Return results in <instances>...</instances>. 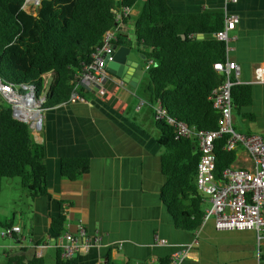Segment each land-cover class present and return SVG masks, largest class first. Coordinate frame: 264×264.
Instances as JSON below:
<instances>
[{
	"label": "trees",
	"instance_id": "trees-1",
	"mask_svg": "<svg viewBox=\"0 0 264 264\" xmlns=\"http://www.w3.org/2000/svg\"><path fill=\"white\" fill-rule=\"evenodd\" d=\"M136 0H38L34 12L22 8L23 0H0V78L15 86L31 82L40 91L42 76L47 77L43 106L66 99L70 80L90 60L94 46L103 31L113 24V8L130 6ZM223 12L220 7L199 10H172L166 0H141L132 22L127 25L135 46L145 58L144 96L156 129V140L162 146L159 167L164 181L158 196L171 215L176 228L192 232L201 222L204 200L194 184L195 163L199 149L192 137H175L174 128L164 118H154L151 104L158 101L165 114L194 125L197 129L216 127L218 110L207 95L219 84L223 74L213 68L214 61L224 59L223 41L215 31L220 29ZM126 28L116 34L113 44L126 43ZM201 33V37L196 34ZM183 34V37H181ZM147 59L151 62L147 63ZM143 75V76H144ZM88 97L87 93H82ZM232 111L247 120L254 114L241 110L251 104V86L237 82L230 86ZM250 133V132H245ZM225 135L213 140L214 178H220L224 167L235 160L236 149L223 148ZM89 169V158L65 155L58 160L61 178L74 180ZM18 176L29 198L47 194L43 146L33 139L27 124L14 118L9 105L0 98V183L5 177ZM58 211L49 217V232L58 235L65 222L64 205L57 201ZM12 224L10 217L0 226ZM50 264H76L75 255L60 256L55 248ZM4 264H45L41 256L23 257L5 253ZM264 259V253H258ZM103 264L117 263L105 257ZM154 264H171L170 256L160 255Z\"/></svg>",
	"mask_w": 264,
	"mask_h": 264
},
{
	"label": "crops",
	"instance_id": "crops-1",
	"mask_svg": "<svg viewBox=\"0 0 264 264\" xmlns=\"http://www.w3.org/2000/svg\"><path fill=\"white\" fill-rule=\"evenodd\" d=\"M221 2L183 0L175 3L166 0L167 5L176 11L220 7ZM133 7L125 22L127 42L122 44L139 51L127 29L137 13ZM227 9L238 16L235 26L228 32L233 37L228 55L239 64L240 80L250 83L252 102L264 95V82L249 81L253 66H264V4L237 6L234 10L227 5ZM140 62L142 71L133 86L127 84V77L122 76L125 81L121 86L106 81V91L100 97L88 95L84 102L43 107L42 127L32 133V137L43 146L48 193L32 199L27 195L26 220H21V213L19 218L9 216L12 223L20 226V231L12 237L0 239V245H5L0 246V264L5 263V253L41 256L45 264H50L56 251L51 242L64 231L76 233L78 224L84 227L86 238H97L99 244L77 249L76 264H103L107 255L117 263L154 264L158 256H170L178 245L189 240L192 232L173 225L171 215L158 196V189L164 181L159 167L162 149L156 140V129L147 103L136 93L144 75L145 58H140ZM237 152L241 155L240 165H246L240 149ZM65 155L87 156L88 171L74 180L61 178L58 160ZM59 199L71 203L63 207V231L53 235L49 232L48 222L49 217L58 211ZM6 212L0 207V216H5ZM202 231H250L252 234L245 241L254 240L250 229L217 230L211 219L201 225L198 235ZM156 238H163L166 243H155ZM200 242L199 238L179 264L254 262L250 251L237 258L230 257L226 251L217 259L216 249L202 248ZM231 245L229 247H238ZM260 264H264V259Z\"/></svg>",
	"mask_w": 264,
	"mask_h": 264
},
{
	"label": "built area",
	"instance_id": "built-area-1",
	"mask_svg": "<svg viewBox=\"0 0 264 264\" xmlns=\"http://www.w3.org/2000/svg\"><path fill=\"white\" fill-rule=\"evenodd\" d=\"M26 1L29 0H23V9H25L23 4ZM235 1L222 0L220 6L223 12L222 26L214 33L215 37L222 40L224 44V59L212 63L213 68L221 72L224 77L219 84L210 89L207 95L212 106L219 112L216 127L210 130L197 129L194 125L165 114L164 108L158 101L151 104L154 118L162 117L171 124L175 137H192L200 152L195 163L194 184L206 205L203 207L200 225L192 231L189 240L178 245L170 254L171 264H179L197 243L199 229L208 219L212 220L213 227L217 230H252L256 258L250 264H260L258 247L264 243V135L240 132L232 124L230 86L241 82L239 64L228 55L231 48L230 41L233 39L228 32L235 26L238 16L235 12L228 10L227 5ZM32 2L33 7L25 9L30 13L34 12L38 0H32ZM133 5L112 9L113 24L103 31L100 43L94 46L90 53V60L84 63L70 80L71 89L67 98L58 104L86 101L88 97L79 93L78 90L100 97L106 91L105 82L108 80L119 86L124 84L121 77L115 78L105 69L104 63L111 59L113 41L116 34L125 28V22L129 18ZM149 62L151 59H147V63ZM249 81L264 82L263 65L253 66ZM47 83V80H42L40 91L37 92L34 83L21 82L11 86L0 78V98L9 105L10 113L14 118L27 124L31 134L38 132L42 127V109ZM222 134L225 135L223 148L236 149V151L240 149L243 154L242 159L247 161V164L237 165L233 161L222 169L220 178L216 179L212 172L214 168L213 140ZM19 231L20 226L16 223L0 226L1 237H12ZM84 232V227L78 224L76 233L64 231L51 244L59 248L62 257H68L79 248L86 249L90 245L99 244L97 238H86ZM155 243L166 242L163 238H156Z\"/></svg>",
	"mask_w": 264,
	"mask_h": 264
},
{
	"label": "rangeland",
	"instance_id": "rangeland-1",
	"mask_svg": "<svg viewBox=\"0 0 264 264\" xmlns=\"http://www.w3.org/2000/svg\"><path fill=\"white\" fill-rule=\"evenodd\" d=\"M183 0H174L175 3H180ZM34 4L32 0L26 1L23 4L25 9H31ZM141 4V0H136L134 3L133 9H138ZM255 4H264V0H236L233 3H229V9L234 10L237 6H251ZM172 7V5L169 3ZM173 8V7H172ZM211 8H216L211 7ZM234 8V9H233ZM237 14V13H236ZM130 34V31H128ZM131 37V35H129ZM42 80H47V78H42ZM146 82L145 75L140 80L136 87V93H138L140 98L144 96V83ZM2 100V99H1ZM241 110L250 111L254 114L253 120H247L243 118L239 113H235L232 111V124L233 127L241 132L249 131L251 133H259L264 135V95L262 98L252 101L251 104L247 107H244ZM161 149L162 146H161ZM240 153L236 151L234 163L240 165ZM2 186L0 187V207L4 211L6 210L5 216H0L2 220L4 217H9L11 214L14 215L15 218H19V213H21V220H26L25 214V202L27 201V192L24 187L21 186L20 180L18 176L13 177H5L2 178ZM6 180V183H3ZM209 224V223H208ZM250 231H218L216 233H207L202 231L197 239L200 238V246L202 248L207 249L208 247H214L216 249V258L220 259L221 255L223 256L226 251L231 254L230 257L237 258L242 253L246 251H250L254 260L256 258V245L254 240L250 243L245 241L246 237L251 235ZM0 239H6V237H1ZM231 244H236L238 247L232 248ZM249 244H251L249 246ZM251 247V248H246ZM259 253L264 250V243L259 245ZM204 253V250H203ZM202 253V255H203ZM253 260V261H254ZM4 264V263H3Z\"/></svg>",
	"mask_w": 264,
	"mask_h": 264
},
{
	"label": "water",
	"instance_id": "water-1",
	"mask_svg": "<svg viewBox=\"0 0 264 264\" xmlns=\"http://www.w3.org/2000/svg\"><path fill=\"white\" fill-rule=\"evenodd\" d=\"M196 36L201 37L202 34L197 33ZM181 37H183V34H181ZM112 46V57L104 63L105 69L114 76L127 77V84L133 86L142 71L140 58L144 56L140 51L132 50L129 45L113 44ZM72 255H76V252H73Z\"/></svg>",
	"mask_w": 264,
	"mask_h": 264
}]
</instances>
